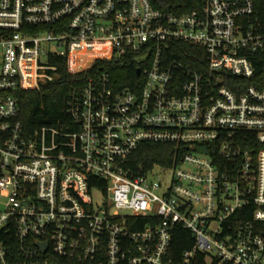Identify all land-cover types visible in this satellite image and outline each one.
<instances>
[{
	"label": "built area",
	"instance_id": "2783aa9c",
	"mask_svg": "<svg viewBox=\"0 0 264 264\" xmlns=\"http://www.w3.org/2000/svg\"><path fill=\"white\" fill-rule=\"evenodd\" d=\"M101 60L141 78L97 69L67 120L26 130L17 91ZM263 63L254 0H0V264H264ZM145 143L179 155L138 162ZM179 225L194 244L176 261Z\"/></svg>",
	"mask_w": 264,
	"mask_h": 264
},
{
	"label": "trees",
	"instance_id": "16d2710c",
	"mask_svg": "<svg viewBox=\"0 0 264 264\" xmlns=\"http://www.w3.org/2000/svg\"><path fill=\"white\" fill-rule=\"evenodd\" d=\"M153 5L163 11L182 13L200 7L202 0H151ZM255 16L264 20V0H254ZM182 52L194 51V46L189 43L179 45ZM186 55V53H185ZM184 54H176L177 57L186 58ZM263 65V66H262ZM258 66L259 73L264 74V63ZM135 62L101 60L82 72H71L64 61L59 62V77L56 80L44 83L39 89H23L17 91L19 97L20 111L18 119L22 121L26 130L31 132L42 125H58L60 120H67L66 111L69 92L73 87L84 85L90 77L95 76L96 70L112 73L120 85H131L141 75L137 73ZM264 78V75H263ZM179 155L176 145L169 143H145L135 152L136 161L142 163L158 162L168 165L173 158ZM1 174V171H0ZM143 226L147 217L135 216ZM135 228V226H132ZM194 244V236L191 231L179 225L173 231L171 243V257L180 260L182 253L190 249ZM194 264H209L203 254H198ZM211 264H218L213 261ZM231 264V263H222Z\"/></svg>",
	"mask_w": 264,
	"mask_h": 264
},
{
	"label": "rangeland",
	"instance_id": "374dc122",
	"mask_svg": "<svg viewBox=\"0 0 264 264\" xmlns=\"http://www.w3.org/2000/svg\"><path fill=\"white\" fill-rule=\"evenodd\" d=\"M95 197H96V200L99 201V203L103 202V194L102 193L96 192Z\"/></svg>",
	"mask_w": 264,
	"mask_h": 264
},
{
	"label": "water",
	"instance_id": "95a60500",
	"mask_svg": "<svg viewBox=\"0 0 264 264\" xmlns=\"http://www.w3.org/2000/svg\"><path fill=\"white\" fill-rule=\"evenodd\" d=\"M137 72H138V73L140 72V68H137ZM200 150L207 152L206 147H201Z\"/></svg>",
	"mask_w": 264,
	"mask_h": 264
}]
</instances>
